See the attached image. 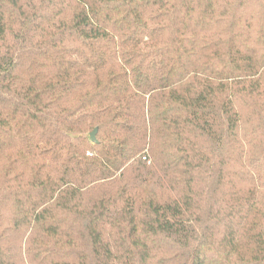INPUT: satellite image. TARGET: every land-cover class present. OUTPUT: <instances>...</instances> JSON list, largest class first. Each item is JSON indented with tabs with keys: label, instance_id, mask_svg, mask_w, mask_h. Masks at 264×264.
<instances>
[{
	"label": "trees",
	"instance_id": "16d2710c",
	"mask_svg": "<svg viewBox=\"0 0 264 264\" xmlns=\"http://www.w3.org/2000/svg\"><path fill=\"white\" fill-rule=\"evenodd\" d=\"M0 264H264V0H0Z\"/></svg>",
	"mask_w": 264,
	"mask_h": 264
},
{
	"label": "water",
	"instance_id": "95a60500",
	"mask_svg": "<svg viewBox=\"0 0 264 264\" xmlns=\"http://www.w3.org/2000/svg\"><path fill=\"white\" fill-rule=\"evenodd\" d=\"M97 132H98V130L96 129L90 136L91 142H93V143L96 142Z\"/></svg>",
	"mask_w": 264,
	"mask_h": 264
}]
</instances>
